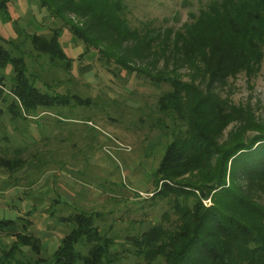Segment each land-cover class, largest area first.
Masks as SVG:
<instances>
[{
  "label": "trees",
  "instance_id": "obj_1",
  "mask_svg": "<svg viewBox=\"0 0 264 264\" xmlns=\"http://www.w3.org/2000/svg\"><path fill=\"white\" fill-rule=\"evenodd\" d=\"M36 1L85 50H96L112 76L124 70L167 86L149 119L163 142L150 174V204L165 201L167 208L125 237L129 246L121 251L97 225L98 212L75 210L59 217L69 228L48 256L28 217H0V233L12 239L0 246V264H118L124 252L138 264H264V121L226 93L230 79L243 74L250 82L260 70L264 0H206L178 27L132 25L125 0ZM9 2L0 0V17L15 24L18 42L0 35L11 47L0 43V117L37 119L94 105L45 82L44 90L38 87L20 45L30 44L64 72L74 59L64 52L59 30L25 32ZM24 150L0 145V167L14 173L44 162L42 153L28 154L33 161Z\"/></svg>",
  "mask_w": 264,
  "mask_h": 264
},
{
  "label": "rangeland",
  "instance_id": "obj_2",
  "mask_svg": "<svg viewBox=\"0 0 264 264\" xmlns=\"http://www.w3.org/2000/svg\"><path fill=\"white\" fill-rule=\"evenodd\" d=\"M125 1L132 25L150 22L178 27L189 11L197 10L206 0ZM8 9L25 32L59 30L64 52L74 59L64 72L37 56L30 44L20 45L28 70L39 78L38 87L44 90L45 82L59 93L88 97L94 105L74 106L59 113L60 117L42 114L37 119L29 116L14 121L5 114L0 117L1 147H22L24 156L33 161L27 155L38 151L44 161L26 163L14 173L0 167V217H28L32 231L44 244L42 255L48 256L69 228L59 217L75 210L95 211L101 215L97 225L114 236L115 248L121 251L129 246L125 237L143 230L167 208L165 201L150 204L154 188L150 174L161 157L163 142H158L159 130L149 121L155 115L156 97L167 86H154L124 70L112 76L100 54L85 50L36 0H10ZM14 25L0 17V35L16 43ZM1 45L11 48L4 42ZM114 65L110 61V66ZM226 93L235 103H249L264 121V59L250 82L238 74L228 81ZM10 240L0 233V246ZM122 255L118 264H138L130 253Z\"/></svg>",
  "mask_w": 264,
  "mask_h": 264
},
{
  "label": "crops",
  "instance_id": "obj_3",
  "mask_svg": "<svg viewBox=\"0 0 264 264\" xmlns=\"http://www.w3.org/2000/svg\"><path fill=\"white\" fill-rule=\"evenodd\" d=\"M8 218V217H7Z\"/></svg>",
  "mask_w": 264,
  "mask_h": 264
}]
</instances>
